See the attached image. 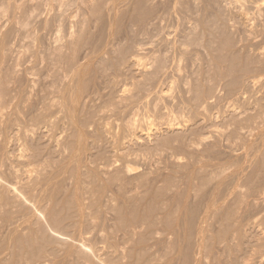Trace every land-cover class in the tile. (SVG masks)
Returning <instances> with one entry per match:
<instances>
[{"label": "rangeland", "instance_id": "1", "mask_svg": "<svg viewBox=\"0 0 264 264\" xmlns=\"http://www.w3.org/2000/svg\"><path fill=\"white\" fill-rule=\"evenodd\" d=\"M259 1H20L0 30V264H264Z\"/></svg>", "mask_w": 264, "mask_h": 264}, {"label": "bare ground", "instance_id": "2", "mask_svg": "<svg viewBox=\"0 0 264 264\" xmlns=\"http://www.w3.org/2000/svg\"><path fill=\"white\" fill-rule=\"evenodd\" d=\"M21 0H0V30H2L1 28H3L4 26H7L6 24L10 21V20H17L16 18L17 17H19V4L21 3L20 2ZM31 2V1H30ZM38 3V2H37ZM11 5V6H10ZM37 5V4H36ZM33 7V6H32ZM21 8V7H20ZM254 9L256 10V11H258L259 13H263L264 12V1H259V2H255L254 3ZM21 10V9H20ZM35 10V9H34ZM22 11V10H21ZM33 11V10H32ZM26 12V11H25ZM25 14V13H24ZM248 14V13H247ZM22 16V15H21ZM36 17H37V15H35ZM254 16V15H253ZM164 18V17H163ZM158 19V18H157ZM9 20V21H8ZM18 20H19V18H18ZM252 21V20H251ZM11 22V21H10ZM9 22V23H10ZM9 23H8V25H9ZM15 26V25H14ZM251 27V26H250ZM6 28V27H5ZM4 28V29H5ZM263 28H264V25H263ZM3 29V30H4ZM251 29V28H250ZM252 31H254L253 29H252ZM256 31V30H255ZM1 32V31H0ZM263 32H264V30H263ZM249 33H251V35L249 34V36L250 37H252L253 38V40H258V38L260 37L259 35H258V33L257 32H251V30H249ZM161 34V33H160ZM3 35V34H2ZM261 35V34H260ZM5 36V35H4ZM9 37H10V34L8 35ZM2 37V36H1ZM2 39H3V37H2ZM168 39V38H167ZM249 39H251V38H249ZM6 39H4V40H1L0 41V44H1V42L2 41H5ZM9 40V38H7V41ZM252 40V39H251ZM7 41H5V42H7ZM162 41V40H161ZM3 43L2 45L5 47V45L4 44H6V43ZM172 42V41H171ZM229 42V41H228ZM7 43H9V42H7ZM177 43V42H176ZM164 44H165V42H164ZM167 44V43H166ZM178 44V43H177ZM225 44V43H224ZM6 45H9V44H6ZM16 45V44H15ZM172 45H173V43H172ZM176 45V44H175ZM256 45V44H255ZM165 46V45H164ZM225 46H227V45H225ZM224 46V47H225ZM2 47V46H1ZM8 47V46H7ZM11 47V46H10ZM169 47H171L170 45H169ZM101 48V47H100ZM142 49V48H141ZM170 49V48H169ZM1 50V49H0ZM4 50V49H3ZM175 50V49H174ZM6 51V50H5ZM165 51V50H164ZM167 52V51H166ZM171 52V51H170ZM182 52V51H181ZM163 53V52H162ZM172 53V52H171ZM168 54H166V56H167ZM261 55H263L262 53H261ZM1 56V55H0ZM104 56V55H103ZM109 56V55H108ZM112 56V55H111ZM137 56V55H136ZM236 56H238V55H236ZM70 57V56H69ZM157 57V56H156ZM235 57V56H234ZM261 57V56H260ZM68 58V57H67ZM165 58V57H164ZM224 58V57H223ZM257 58V57H256ZM100 59V58H99ZM160 59V58H159ZM162 59V58H161ZM235 59V58H234ZM238 59V58H237ZM253 59V58H252ZM166 60V59H165ZM222 60V59H221ZM255 61H256V59H254ZM264 60V59H263ZM81 61V60H80ZM114 61V60H113ZM163 61V60H162ZM233 62V60H230V62ZM237 61V60H236ZM246 63L243 65V67H241V68H239V69H237V70H234L235 72H238V70H239V82L238 83H240L241 85H246L247 87H251V88H253V89H256V88H260V84H261V75L259 76V74L258 73H260V72H257V68H256V66H254V65H256V62H255V64L253 65V60H244ZM261 61V60H260ZM61 62V61H60ZM155 62V61H154ZM160 62V61H159ZM232 62H231V64H232ZM235 62V61H234ZM239 62V61H238ZM253 62V63H252ZM136 63V62H135ZM164 63H165V61H164ZM164 63L163 64H161V62L159 63V64H161V65H159V69L160 70H162V68L163 67H161L162 65H164ZM237 63V62H236ZM240 63V62H239ZM258 63H259V61H258ZM75 64V63H74ZM83 64V63H82ZM165 64H167V63H165ZM260 64V63H259ZM55 65V64H54ZM80 65V64H79ZM78 65V66H79ZM235 64L233 63V65L231 66V67H233ZM253 65V66H252ZM70 66V65H69ZM157 66V65H156ZM168 66V65H167ZM237 66H239V64H237ZM264 66V65H263ZM73 67V66H72ZM81 67V66H80ZM158 67V66H157ZM165 67H166V65H165ZM236 67V66H235ZM235 67H234V69H235ZM57 68V67H56ZM77 68V67H76ZM83 68V67H82ZM259 68V67H258ZM58 69V68H57ZM65 69V68H64ZM75 69V68H74ZM157 69V68H156ZM72 70V69H71ZM77 70V69H76ZM75 70V71H76ZM160 70H158V72L160 71ZM256 70V71H255ZM260 70V69H259ZM75 71H74V73H75ZM78 71V70H77ZM167 71V70H166ZM165 70H164V72H166ZM64 72V71H63ZM79 72V71H78ZM156 72V71H155ZM168 72V71H167ZM167 72L165 73V74H167ZM257 72V73H256ZM154 73V72H153ZM161 73H162V71H161ZM228 73H231V72H228ZM57 74V73H56ZM76 74V73H75ZM79 74V73H78ZM158 74V73H157ZM238 74V73H237ZM236 74V75H237ZM263 74V73H262ZM69 75V74H68ZM77 75V74H76ZM75 75V76H76ZM156 75V74H155ZM159 75H160V73L158 74V77H159ZM162 75V74H161ZM234 75V74H233ZM65 76H67V75H65ZM164 76V75H163ZM223 76V75H222ZM151 77V76H150ZM161 77V76H160ZM263 77V76H262ZM151 79V78H150ZM235 80L237 81V79L235 78ZM263 87V86H262ZM261 87V88H262ZM78 90H80L79 88L77 89V91ZM255 91V90H254ZM75 93H77V92H75ZM78 93H80V91L78 92ZM198 93V92H197ZM81 94V93H80ZM79 95V94H78ZM197 95V94H196ZM199 95V94H198ZM201 95V94H200ZM199 95V96H200ZM244 95H246L245 94V92H241V94L239 95V96H243L244 97ZM78 97V96H77ZM76 97V98H77ZM198 97V96H197ZM200 98H201V96H200ZM199 98V99H200ZM198 99V98H197ZM198 99V100H199ZM122 100V99H121ZM124 101V100H123ZM108 103V102H107ZM6 113V112H5ZM174 123V122H173ZM173 123H171V124H169L168 125V127H169V129H171V130H178L179 128H180V124H173ZM138 127V126H137ZM135 129V128H134ZM133 129V130H134ZM136 130V129H135ZM135 132V131H134ZM201 132V131H200ZM196 133V132H195ZM198 134V133H197ZM200 134V133H199ZM160 141V140H159ZM174 141V140H173ZM172 142V141H171ZM168 145V144H167ZM161 146V145H160ZM183 146V145H182ZM158 147V146H157ZM31 171H33V170H31ZM28 175V174H27ZM25 201V200H24ZM26 202V201H25ZM27 202H29V201H27Z\"/></svg>", "mask_w": 264, "mask_h": 264}]
</instances>
